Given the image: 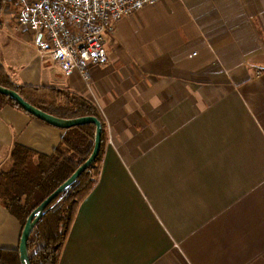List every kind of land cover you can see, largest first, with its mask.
<instances>
[{
    "label": "crops",
    "instance_id": "1",
    "mask_svg": "<svg viewBox=\"0 0 264 264\" xmlns=\"http://www.w3.org/2000/svg\"><path fill=\"white\" fill-rule=\"evenodd\" d=\"M37 38L0 19L10 80L82 96L105 124L57 264H264V0L145 5L116 22L88 82ZM64 134L1 105L0 171L15 145L50 154ZM21 230L0 203V249Z\"/></svg>",
    "mask_w": 264,
    "mask_h": 264
},
{
    "label": "trees",
    "instance_id": "2",
    "mask_svg": "<svg viewBox=\"0 0 264 264\" xmlns=\"http://www.w3.org/2000/svg\"><path fill=\"white\" fill-rule=\"evenodd\" d=\"M3 0H0V10ZM0 85L17 91L35 107L61 118L93 115L102 123L99 154L80 176L47 206L28 238L30 264H57L64 240L78 204L93 189L99 175L105 124L95 107L85 98L60 89L34 88L15 84L0 66ZM20 106L0 94V106ZM21 109V108H20ZM94 125L65 129V134L50 154L38 153L22 145L10 152V166L0 171V203L24 223L33 209L63 183L89 156L94 143ZM0 264H21L16 249H0Z\"/></svg>",
    "mask_w": 264,
    "mask_h": 264
},
{
    "label": "built area",
    "instance_id": "3",
    "mask_svg": "<svg viewBox=\"0 0 264 264\" xmlns=\"http://www.w3.org/2000/svg\"><path fill=\"white\" fill-rule=\"evenodd\" d=\"M159 0H18L16 24L38 35L36 46L66 77L89 81L109 61L105 45L122 17Z\"/></svg>",
    "mask_w": 264,
    "mask_h": 264
},
{
    "label": "water",
    "instance_id": "4",
    "mask_svg": "<svg viewBox=\"0 0 264 264\" xmlns=\"http://www.w3.org/2000/svg\"><path fill=\"white\" fill-rule=\"evenodd\" d=\"M0 94H3L15 101L25 112L58 128L68 129L83 124H93L95 128L93 148L89 156L75 169V171L63 183H61L45 199H43L35 209L31 211L24 223V226L21 230L17 250L19 253L20 263L30 264L27 243L32 229L34 228L36 222L45 213V211L47 210V206L50 204V202L59 194H61L68 186H70L80 176V174L85 171L86 168L96 159L101 147L102 123L96 116L93 115L78 116L74 118H61L52 115L27 102L17 91L2 85H0Z\"/></svg>",
    "mask_w": 264,
    "mask_h": 264
},
{
    "label": "rangeland",
    "instance_id": "5",
    "mask_svg": "<svg viewBox=\"0 0 264 264\" xmlns=\"http://www.w3.org/2000/svg\"><path fill=\"white\" fill-rule=\"evenodd\" d=\"M17 9H18V0H3L2 7L0 10V19H6L9 21H13V23L16 25L15 15H16ZM99 166L100 165L95 166V169L92 170L93 174L95 173V171L99 169Z\"/></svg>",
    "mask_w": 264,
    "mask_h": 264
}]
</instances>
